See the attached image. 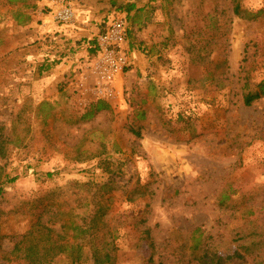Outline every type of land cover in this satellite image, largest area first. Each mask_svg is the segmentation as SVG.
I'll use <instances>...</instances> for the list:
<instances>
[{
    "label": "rangeland",
    "instance_id": "rangeland-1",
    "mask_svg": "<svg viewBox=\"0 0 264 264\" xmlns=\"http://www.w3.org/2000/svg\"><path fill=\"white\" fill-rule=\"evenodd\" d=\"M132 2L128 67L104 80L94 39H75L72 24L85 8L106 11L104 30L127 20ZM241 4L242 16L233 0H0V123L9 135L0 180L19 176L5 184L1 231L59 214L56 226L113 235L116 264H145L151 250L140 237L150 227L154 263L184 264L198 228L215 252L237 256L243 227L264 230V97L242 98L247 77L264 79V0ZM67 7L70 22L59 18ZM99 98L112 108L84 120ZM76 241L79 261L91 262L88 235L68 228L52 264H72Z\"/></svg>",
    "mask_w": 264,
    "mask_h": 264
},
{
    "label": "trees",
    "instance_id": "trees-1",
    "mask_svg": "<svg viewBox=\"0 0 264 264\" xmlns=\"http://www.w3.org/2000/svg\"><path fill=\"white\" fill-rule=\"evenodd\" d=\"M233 3L234 13L242 16L241 0H233ZM137 9L135 2L127 4V21L133 18L131 16L132 12ZM93 42L97 45L96 39ZM95 48L97 50V46ZM244 87L245 90L242 94L244 104L251 105L254 101L264 97V79L253 83L252 78L247 77ZM111 108L112 106L108 100L99 98L90 104L82 116L84 120H91L101 111L110 110ZM143 114L144 112L140 114V117H144ZM141 128V126L135 125L130 129L137 136H141ZM8 137L5 127L0 123V159L7 157ZM18 177V175L13 177L6 175L5 181L0 180V219L5 214L2 207V200L6 193L5 184L16 181ZM228 199H230V195L224 192L218 199L219 205L222 207L228 206ZM58 215L54 214L55 218L52 224L39 218L30 229L22 233L8 234L3 233L0 229V264H52V256L56 250L60 252L67 247L64 242L68 228H72L78 235H88L93 259L91 262L79 261L81 253L76 250L81 249V246L76 241L71 245L75 249L72 254V264H116L117 256L113 235H111L112 237L97 235L93 229L95 225L88 226L87 223L75 224L71 222L69 225L61 223L60 227L56 226ZM141 222L145 223L146 220L142 219ZM198 231V228L192 231L189 234L191 243H185V249H188L186 255L189 257L184 261V264H234V259H237L236 264H264V230L259 225L255 224L242 228L239 238L236 239L239 249L237 256L234 254L225 256L215 252L203 234L197 233ZM7 239L13 244L10 248L5 246ZM140 241L145 242L151 250L145 264H157L154 263L156 243L150 227H145L142 230Z\"/></svg>",
    "mask_w": 264,
    "mask_h": 264
},
{
    "label": "built area",
    "instance_id": "built-area-1",
    "mask_svg": "<svg viewBox=\"0 0 264 264\" xmlns=\"http://www.w3.org/2000/svg\"><path fill=\"white\" fill-rule=\"evenodd\" d=\"M71 7L64 8L59 18L65 22L73 19ZM127 20L124 16H116L107 27L96 37L97 68L104 80H110L113 75L123 72L129 64L128 51L125 42L127 38Z\"/></svg>",
    "mask_w": 264,
    "mask_h": 264
},
{
    "label": "crops",
    "instance_id": "crops-1",
    "mask_svg": "<svg viewBox=\"0 0 264 264\" xmlns=\"http://www.w3.org/2000/svg\"><path fill=\"white\" fill-rule=\"evenodd\" d=\"M86 5V4H85ZM103 7H100L99 9H101ZM87 9H83L82 13H80L79 15H77L75 22L72 24L73 26H76L78 30L74 31L72 30L73 33H71L73 36H75L74 38L79 40L83 38V41H86L87 39H95L100 32L102 31V27H101V18H103V14L106 11H102V12H98V11H94L92 12V14L87 13L86 12ZM98 12V13H97ZM96 19V21L94 22L93 20ZM100 23V26H99ZM71 25V26H72ZM69 29H67L68 32ZM132 42L129 41V45L127 46L129 48V50L132 52V50L130 49L132 47L133 44H131ZM128 44V43H127ZM133 56L136 58L137 52H132ZM141 58V57H140ZM136 62V60H135ZM138 62H140V60L138 59Z\"/></svg>",
    "mask_w": 264,
    "mask_h": 264
}]
</instances>
